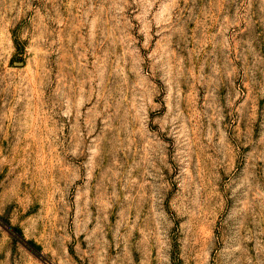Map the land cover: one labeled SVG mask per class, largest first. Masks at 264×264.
Masks as SVG:
<instances>
[{
	"label": "rangeland",
	"instance_id": "rangeland-1",
	"mask_svg": "<svg viewBox=\"0 0 264 264\" xmlns=\"http://www.w3.org/2000/svg\"><path fill=\"white\" fill-rule=\"evenodd\" d=\"M0 264H264V0H0Z\"/></svg>",
	"mask_w": 264,
	"mask_h": 264
}]
</instances>
